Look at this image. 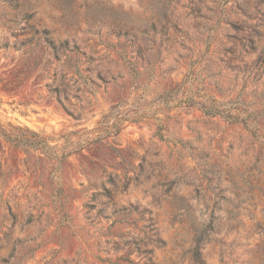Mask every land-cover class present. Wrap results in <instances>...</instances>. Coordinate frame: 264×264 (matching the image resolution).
Returning <instances> with one entry per match:
<instances>
[{
  "label": "rangeland",
  "instance_id": "1",
  "mask_svg": "<svg viewBox=\"0 0 264 264\" xmlns=\"http://www.w3.org/2000/svg\"><path fill=\"white\" fill-rule=\"evenodd\" d=\"M30 28L66 51L22 47ZM55 87L90 115L72 120ZM186 96L240 121L185 109ZM113 118L116 138L60 166L0 138V264H196L208 225L203 264H264L263 0H0L4 131L27 128L59 155L61 137L104 135Z\"/></svg>",
  "mask_w": 264,
  "mask_h": 264
},
{
  "label": "trees",
  "instance_id": "2",
  "mask_svg": "<svg viewBox=\"0 0 264 264\" xmlns=\"http://www.w3.org/2000/svg\"><path fill=\"white\" fill-rule=\"evenodd\" d=\"M32 18H33V14H27L25 16L24 20L26 21V25L28 24V22L31 21ZM30 29L33 31V36L31 38H27L24 42H22L21 43L22 47L25 44L30 43L33 39H36L35 44H37V42H39V40L41 39L48 47H50L53 54L55 55V58H58L59 51H62V53L66 51L67 43H64L63 45H61L60 49L62 50H59L49 38L48 32L46 30L38 31V30H34L33 28H30ZM7 47L8 45L6 44L2 46V48L4 49H6ZM30 49H32V47H30ZM46 67H49V66L48 65L42 66L41 70L45 71ZM69 71L70 70H66L64 67L61 66V74H60V79H59L60 82L63 81L64 78L67 77V74L69 73ZM84 72L86 73L88 72V70L85 69ZM80 79L85 84L87 78L86 77L82 78L80 76ZM180 88L181 87L177 88L176 90L167 91L163 93L161 97L162 98L161 101L164 103H167V101L170 99L172 94H175V95H177L178 93L181 94ZM50 93L55 98V101L58 107L72 120L76 122H80L81 120L86 119L87 114L90 115V111H89L90 101H86L85 104H81V99L78 96L70 97L68 93L66 92V90L64 89L60 90L57 87L51 89ZM182 98H183V95H182ZM72 100L76 101L79 105L77 103H72ZM180 104L184 105L183 107L185 109L198 108L202 112V114L207 117L218 116L222 118L224 121L229 122V123H238L240 121L239 116H234L231 113L232 112L231 110H222L223 104H221L220 102H215L212 99H209V103L205 104V103H197L194 101L192 97L186 96L184 97V100L182 99L180 100ZM105 117H106L105 115H102L101 120H104ZM112 121L113 122L109 127L110 130L112 131L106 132L104 135L99 134L94 138H90L88 137V135L92 131L85 130L84 138L75 143H71L69 141V138L66 136L61 137V139L64 140V144L61 147V153L59 155L56 152H54L56 150L55 147L48 145L49 139H42L39 137L37 133L27 128H25L24 132L10 134L4 131V128L0 125V138L15 148H20L25 151H32V152L39 150L46 157L52 160H55L57 164L60 166L61 162L66 160L72 154H77L81 152L84 148H87L88 146H90L91 144L102 141L105 135H110L111 137L116 138L119 134L118 125L120 124L121 120H118L117 118H113ZM241 121L245 123L244 120H241ZM107 125L108 123L102 121V126L106 127ZM157 130H158V134L160 138H162V136L159 133L161 131V127L158 126ZM69 145H72L73 148L72 150L66 151V146H69ZM110 148L112 149L111 146ZM112 150L116 152L114 148ZM126 188H127V185L125 184L123 186V190H125ZM134 210L135 209H133V211ZM213 231H214V227L211 225L195 230V247L193 249L192 256L196 264H203L201 261V256H200V246L204 243L210 242L209 235L213 234Z\"/></svg>",
  "mask_w": 264,
  "mask_h": 264
}]
</instances>
